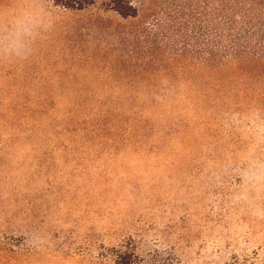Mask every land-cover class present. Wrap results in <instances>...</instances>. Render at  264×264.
<instances>
[{"label": "rangeland", "instance_id": "374dc122", "mask_svg": "<svg viewBox=\"0 0 264 264\" xmlns=\"http://www.w3.org/2000/svg\"><path fill=\"white\" fill-rule=\"evenodd\" d=\"M84 2L0 0V264H264V73L213 0Z\"/></svg>", "mask_w": 264, "mask_h": 264}, {"label": "trees", "instance_id": "16d2710c", "mask_svg": "<svg viewBox=\"0 0 264 264\" xmlns=\"http://www.w3.org/2000/svg\"><path fill=\"white\" fill-rule=\"evenodd\" d=\"M115 10L123 16L135 13L122 4ZM212 27L208 58L212 70L249 65L264 73V0H213ZM116 252L119 264H132L131 258H137L135 251L130 256L122 249Z\"/></svg>", "mask_w": 264, "mask_h": 264}]
</instances>
